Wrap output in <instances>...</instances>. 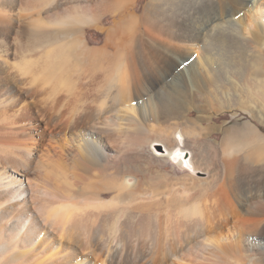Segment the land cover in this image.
<instances>
[{
    "label": "bare ground",
    "instance_id": "1",
    "mask_svg": "<svg viewBox=\"0 0 264 264\" xmlns=\"http://www.w3.org/2000/svg\"><path fill=\"white\" fill-rule=\"evenodd\" d=\"M138 1L0 0V264H264V137L202 124L264 114V0ZM180 128L198 194L146 149Z\"/></svg>",
    "mask_w": 264,
    "mask_h": 264
},
{
    "label": "rangeland",
    "instance_id": "2",
    "mask_svg": "<svg viewBox=\"0 0 264 264\" xmlns=\"http://www.w3.org/2000/svg\"><path fill=\"white\" fill-rule=\"evenodd\" d=\"M146 2H147V0H139L138 1V5L136 7L137 12L141 11L143 5ZM112 24H113L112 17H107L105 19V21H103L101 26L110 27V26H112ZM98 33H100L101 36ZM89 36H90L89 40L91 41V44L95 43L97 45V44H101L104 41V39L106 38V32H101V31H98L97 29H93L89 33ZM203 103H204V105L207 108H208V106L210 107V104H209L210 102L208 100L204 101ZM207 104H209V105H207ZM196 115H197V113L193 112L190 116L195 117ZM206 116H207V118L206 117L204 118V122L202 124H203V126L205 128L209 127L210 125H212V127H214L215 130L210 132L209 138H210L211 141L216 142L218 144L223 142V140L225 138V135H226V132L232 130L235 127H240V126L248 127V126L251 125L253 127H257L258 131L260 132V135L262 137H264V125H262L260 123V122L264 121V114L261 115V116L257 115L256 118H253L250 114H245V113L238 112V111H235V110H233V111H224V112H222L220 114H217V113H214L212 111L210 112V109H209V113H207ZM173 135H174V138L177 141V143H176L177 145H175L174 148L168 147L166 145V143H164L162 140H160V141L153 142V144H150L149 146H147V148H146L147 152H148V154L150 153V156L153 157L154 159H157L159 157L157 160L166 162L165 166H159L161 169L160 168H158V169H160V171L162 170V172L164 174H167L168 176H170L171 179H173L177 183L178 188L179 187L182 188V189L176 188L177 190L180 191V193H183V190H185L187 188V190H189L190 193L198 194L199 191H202L203 188L198 186V184L197 185L195 184V186H196V188H195V186H193L194 185L193 182L194 181L195 182H199L200 181V182H202V185H205V183L208 180H210L211 173L207 170L206 167L203 166L201 168H197L193 164L194 163V161L192 160L193 151H191V148L186 146L187 141H188V139L190 137L188 138L186 135H184L183 128L177 129L174 132ZM205 135H207V134H202L201 138H204ZM197 138H199V136ZM248 141L249 140H247V139H242L241 136H239V135L238 136L237 135H233L232 139H231V142H229V143H231L232 146H234V147H237V148L240 147L239 149L240 150L242 149V151L244 150V153L245 152H248V153L250 152V153H254L255 154V152H254V150H255L254 149V146H255L254 142L253 141H249L248 142ZM251 145H253V146H251ZM249 146H251V147H249ZM246 149H249V150H246ZM230 156L234 157L235 154L234 155L233 154H229V157ZM209 157H210L209 159L211 161L212 153H210ZM232 157H230V158H232ZM252 161L257 164L256 155H254ZM154 165H155V167H158V164L155 163ZM188 178H190V179H188ZM186 179L188 181L191 180L192 183L191 182L187 183L188 181ZM176 180H178V181H176ZM136 182H137V177L136 176H134V175H126V184L129 183L130 185H132L134 183V185H135ZM189 184H191V185L193 184V185L189 186ZM186 185H188V186H186ZM181 186H183V187H181ZM192 188H193V190H192ZM254 195H255V191L252 188L250 190L249 197H248V199H249L248 201L251 204L253 202H256L257 204L260 203L259 205H261L262 202L264 203V188L261 189V191L259 192L260 196L256 200L253 199ZM258 199L259 200L262 199V200L259 201ZM256 203H253V204L257 205ZM253 204L250 205L251 207L250 206L249 207L252 208ZM262 205H264V204H262Z\"/></svg>",
    "mask_w": 264,
    "mask_h": 264
},
{
    "label": "trees",
    "instance_id": "3",
    "mask_svg": "<svg viewBox=\"0 0 264 264\" xmlns=\"http://www.w3.org/2000/svg\"><path fill=\"white\" fill-rule=\"evenodd\" d=\"M100 35V33H98ZM101 36V35H100Z\"/></svg>",
    "mask_w": 264,
    "mask_h": 264
}]
</instances>
